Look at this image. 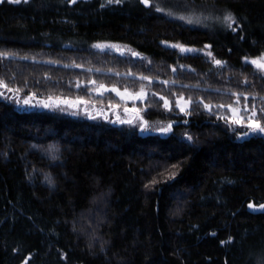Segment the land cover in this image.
I'll use <instances>...</instances> for the list:
<instances>
[{
    "label": "trees",
    "instance_id": "16d2710c",
    "mask_svg": "<svg viewBox=\"0 0 264 264\" xmlns=\"http://www.w3.org/2000/svg\"><path fill=\"white\" fill-rule=\"evenodd\" d=\"M175 1L158 0L176 13ZM181 1L232 12L235 31L188 24L139 0L0 4V82L35 99L82 95L96 107H122L111 91L77 92V78L135 92L151 76L149 95L127 106L149 122L173 121L167 134L132 131L0 97V264H264V212L248 210L264 204V135L241 137L215 114L230 115L218 105H236L233 93H249L258 115L264 106V73L244 63L264 54V0ZM102 41L145 60L92 47ZM176 42L211 45L223 71L206 55L179 53ZM152 92L202 99L213 111L201 104L168 114ZM52 144L55 161L44 151Z\"/></svg>",
    "mask_w": 264,
    "mask_h": 264
},
{
    "label": "snow or ice",
    "instance_id": "6c2138e0",
    "mask_svg": "<svg viewBox=\"0 0 264 264\" xmlns=\"http://www.w3.org/2000/svg\"><path fill=\"white\" fill-rule=\"evenodd\" d=\"M0 2H3V0H0ZM13 3H19L21 0H11ZM69 3H75L76 0H68ZM109 3H116L119 4L122 2V0H108ZM141 3L144 5H149L150 0H141ZM153 7L157 12L164 13L166 9L164 7H161L159 4H154ZM175 7V6H173ZM183 7L186 10H191L192 5L188 4L187 2L183 5ZM192 15H195V12L193 11L191 13ZM174 15V12L171 9H167V16ZM209 18L215 20L216 22L222 24L227 29H232L235 31V28L233 25L237 21V17L232 12H226L222 14V16H210ZM181 20L185 19V16H180ZM188 24H192L193 21L189 17L187 20ZM196 23H200L201 21L199 18L196 19ZM165 45H169V41H163L162 42ZM93 48L99 49L102 52L107 53V50L112 49L116 52L120 53L121 56L125 55L126 51L131 52L132 57L141 58L140 62L143 63V54L131 50V49H125L124 47L119 46L116 43L108 42V41H102V42H96L94 45H92ZM172 48L179 49V53L181 54H193L198 55L200 53H205L206 58H211L212 63H214L215 66H217L221 72L223 71L226 62L222 61L220 59H216L213 55V52L210 50L211 45H205L204 49H197L195 47H190L186 44L176 42L174 44H171ZM207 49V51H205ZM181 58H186V56L182 55ZM247 62L249 60L248 57L244 58ZM251 64L255 66V69L259 73H264V54L261 56L251 58ZM149 63H151L149 61ZM75 67L82 68V65H75ZM183 67V65H181ZM91 71V69H89ZM99 71V70H97ZM175 71V68L173 69ZM116 75H120L119 73H116ZM262 79H264V76H261ZM153 77L151 76H141V83L140 88L138 91L131 92L128 88H124L123 91L117 86H112L110 91L116 93L117 96L121 98V100L126 99H132V100H141L144 101L145 97L149 95L148 91H146V84L143 83L144 81L151 82L153 81ZM158 79V78H156ZM164 85L169 84L170 82L167 80H164L161 82ZM175 83V82H172ZM244 83H247V80L245 79ZM107 86L103 83H99L95 79L91 80H79L77 78V81L75 83V90L77 92L83 91L86 95L96 93L101 94ZM18 89L10 88L8 84H5L3 82H0V97L4 99H12L14 102L19 105L21 103V97L17 94ZM233 95L236 97V105L233 104H227V105H218V108H227L228 111L231 113L230 115L227 114H221L219 111H217L215 114L218 119L224 120L226 126L233 127V126H240L241 128H246L247 131H240L239 136L244 137L247 136L249 132L255 134V133H264V106H261L259 108V112L261 115H257V106L255 103L252 104L251 108H249L247 103V97L249 93H233ZM244 96V104L241 107L239 105L240 96ZM254 95V94H253ZM153 102L159 103L162 101V107L168 114H172L176 111V109L179 110L180 113H185L186 115L189 112V109L192 105L199 106L202 104L204 109H207L209 113H212V105L211 103H203L202 99L193 100L192 98H185L182 95H176L174 101H170L168 95H162L161 92H152L150 94ZM36 97V93H28L23 97V104L27 106H40L45 109H58L62 112H70L72 115H79L80 114V108L83 106V114L87 116L90 119H98L103 118L104 120H109V116L105 113V110L97 108L95 112L91 110L90 105L94 103V101H89L85 99V96L77 95L75 98L70 97H59L55 98L52 96L47 97V99H41L37 98L35 100V103H33V98ZM155 98H159L158 100ZM264 99V98H262ZM109 106L111 109L116 110L119 109L120 105L112 104L111 101H109ZM145 114L150 115L152 110L150 105H145ZM194 110V109H192ZM142 110L140 108H137L135 105H133L131 108L127 106V104L123 107V113L124 115H121L118 111L115 112V119L112 121L113 123H118L120 125H127L131 128L132 131H135L136 127H138L141 131H148L149 130V121L145 119V116L141 114ZM184 124H188L189 121L184 120ZM163 124V122H161ZM173 130V121L169 120L166 124V126H160L153 129V131L159 132L161 134H167L169 132H172ZM235 130V129H234ZM185 136L188 137L189 140L192 139L191 136H189L187 133H184ZM34 147L39 148V145H34ZM45 153L50 156L51 160L55 161L58 157L59 149L55 144L49 145L46 149H44ZM174 175V174H173ZM44 179L47 181L49 185L54 184L53 179L51 178L50 174L45 173ZM256 207L253 204H249V208ZM260 209H264V204L259 205Z\"/></svg>",
    "mask_w": 264,
    "mask_h": 264
},
{
    "label": "rangeland",
    "instance_id": "374dc122",
    "mask_svg": "<svg viewBox=\"0 0 264 264\" xmlns=\"http://www.w3.org/2000/svg\"><path fill=\"white\" fill-rule=\"evenodd\" d=\"M150 3H151L150 6H152V7H153L154 4H159L161 7H164L163 4H161L160 2H158V0H150ZM173 4L176 5V8L175 9H177V12H176L177 14L174 12V15H172L174 18L180 19V16L183 15V16H185V19L182 20V21H187L188 20L187 17L188 18L190 17L192 19V21H193V24L201 25L203 27H208V28H211V29H215V28L216 29H222V28H225V26H223L222 24H220V23L216 22L215 20L209 18L210 16H219V15H217L216 13H214L212 10H210L208 8L199 7L196 10L195 9H191V11L190 10L188 11V10H186L183 7L184 3L181 0H178L177 2L175 1ZM193 11L195 12V15H192L191 14ZM158 13L163 14V15H167V9H166V11L164 13H161V12H158ZM197 18H199V20L201 21L200 23H196L195 22ZM118 45L121 46V47H124L125 49H131V48L125 46V45H121V44H118ZM131 50H133V49H131ZM107 51H110V52H113V53H116V54L121 55L120 53H118V52H116L115 50H112V49H109ZM200 54L205 55V53H200ZM124 57H127V58H137V57H132L130 51H126ZM142 59L145 60L144 57H142ZM250 61H251V59H249L247 62L244 61V63H246V64H248L250 66H253ZM253 67L255 68V66H253ZM109 91H110V89L106 88L101 94L106 93V92H109ZM112 93L114 95H116V93H114V92H112ZM17 94L21 97V103L19 105H17L14 102V100H12V99H10V100H12L17 105V107H20V108H23V109H27V110H39V111H58L61 114H65V115H68V116H71V117H75V118H77V117H83V116L84 117H87V116H85L83 114V110H79L80 111V114L79 115H72L70 112H62V111H59L58 109H45V108L40 107V106H35V107L27 106V105H24L23 104V97L25 95H21L19 93H17ZM117 97L121 100V98L119 96H117ZM35 100L36 99L33 98V103H35ZM122 101L124 103H127L128 104V103H136V102L141 101V100L126 99V100H122ZM90 107H91V110L93 112H95V110L97 108L102 109V110H105V113L109 116V119L111 121H113L115 119V112L116 111H118L121 115H124V113H123V107L124 106L119 107V109H116V110L111 109L110 106H108V107H96V106L90 105ZM129 108H131V107H129ZM229 114H231V113L229 112ZM257 115H258V113H257ZM259 115H261V114L259 113ZM161 122L162 121L149 122L150 127H149L148 132H156V131H153L154 128L160 127V126H166L167 123H164L163 122V124H161ZM236 126L239 127L242 131H247L246 128H241L238 125H236ZM141 132H147V131H141ZM252 134L253 133H251V132L248 133V135H252ZM255 134L264 135V133H255Z\"/></svg>",
    "mask_w": 264,
    "mask_h": 264
},
{
    "label": "water",
    "instance_id": "95a60500",
    "mask_svg": "<svg viewBox=\"0 0 264 264\" xmlns=\"http://www.w3.org/2000/svg\"><path fill=\"white\" fill-rule=\"evenodd\" d=\"M5 0H3L4 2ZM9 3H12L11 0H7ZM92 0H76L75 3H69L70 6H73L79 2H90ZM140 4L145 8V9H148L150 7V4L149 5H144L143 3H141V0H139ZM2 2H0L1 4ZM248 210L249 212L253 213V214H256V213H261V212H264V209H260L259 206H256L254 208H249L248 207Z\"/></svg>",
    "mask_w": 264,
    "mask_h": 264
},
{
    "label": "bare ground",
    "instance_id": "6f19581e",
    "mask_svg": "<svg viewBox=\"0 0 264 264\" xmlns=\"http://www.w3.org/2000/svg\"><path fill=\"white\" fill-rule=\"evenodd\" d=\"M150 4H151V3H150ZM149 8H150V7H149ZM149 8H148V9H149Z\"/></svg>",
    "mask_w": 264,
    "mask_h": 264
}]
</instances>
